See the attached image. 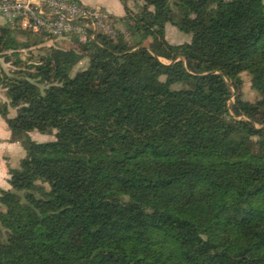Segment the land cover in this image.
Returning a JSON list of instances; mask_svg holds the SVG:
<instances>
[{
	"label": "trees",
	"instance_id": "trees-1",
	"mask_svg": "<svg viewBox=\"0 0 264 264\" xmlns=\"http://www.w3.org/2000/svg\"><path fill=\"white\" fill-rule=\"evenodd\" d=\"M119 1L133 46L98 34L82 68L55 45L0 64L24 147L0 188V264H264V0ZM10 37L0 26L4 61ZM243 71L260 100L240 97Z\"/></svg>",
	"mask_w": 264,
	"mask_h": 264
},
{
	"label": "built area",
	"instance_id": "built-area-1",
	"mask_svg": "<svg viewBox=\"0 0 264 264\" xmlns=\"http://www.w3.org/2000/svg\"><path fill=\"white\" fill-rule=\"evenodd\" d=\"M0 16L32 35L80 44L97 42L98 34L111 31L108 11L78 0H0Z\"/></svg>",
	"mask_w": 264,
	"mask_h": 264
},
{
	"label": "rangeland",
	"instance_id": "rangeland-1",
	"mask_svg": "<svg viewBox=\"0 0 264 264\" xmlns=\"http://www.w3.org/2000/svg\"><path fill=\"white\" fill-rule=\"evenodd\" d=\"M79 1V0H78ZM118 1V0H117ZM142 4L141 0H128L127 1V6L132 10V11H138L140 8V5ZM106 11L109 12L105 6H102ZM110 35L106 36L109 38H115L118 35H121L124 40L131 46H133L137 40V37L135 35H132L128 29L125 27L124 23L120 20V17L112 15L110 12ZM2 25H7L11 28V37L8 40V43L12 46V48L15 49V55L13 56L12 49L6 51L5 55L7 58H9V61H4L2 57H0V64L3 67L5 71L12 70L14 68V65H12L11 61H14L15 58L20 60V66L24 69H27V66L30 65L31 63H34L38 60V57L43 54L46 50V48L50 45H55L59 46L62 48H72L75 49L79 52H82L84 55L83 58L76 64L75 68H82L84 67L88 60H89V54L92 51V49L85 50L83 47L86 44H80L77 43L73 38H60V39H54L50 37H45V36H39V35H32L28 33L27 31L21 29L15 24H11L9 22H6V24H0ZM164 35V38L172 44L176 43H182V42H187L190 40V34L183 33L177 29L174 25H171L170 23H166L164 25L163 30L161 31ZM144 43H147V41H144ZM24 44H27L28 46H23ZM13 49V50H14ZM163 62H168L166 59L159 58ZM123 65L127 64V60L124 58L122 61ZM238 86V92L240 94V97L243 100H247L250 102H255L258 101L262 98V94L255 90L254 87L251 84L250 81V75L246 72L243 71L239 74V80L237 82ZM231 91L234 92L235 89L231 87ZM3 97L2 91L0 90V97ZM234 100V94L230 96L229 102H233ZM7 116H13L15 114V109L14 108H9L7 111ZM242 116H236L232 117L233 119L231 120L232 124H235L234 119H239ZM38 136H33L32 138H28L29 140L36 141V142H44V141H53L55 140L53 132L51 133H41L37 130H33ZM19 142V141H18ZM21 144V142H20ZM22 152H24V147L21 144ZM20 162V161H19ZM19 166V164L17 165ZM38 184L41 185L43 189H48L47 184L38 182ZM6 237V231L4 228L0 226V241H3Z\"/></svg>",
	"mask_w": 264,
	"mask_h": 264
},
{
	"label": "crops",
	"instance_id": "crops-1",
	"mask_svg": "<svg viewBox=\"0 0 264 264\" xmlns=\"http://www.w3.org/2000/svg\"><path fill=\"white\" fill-rule=\"evenodd\" d=\"M86 5H101L105 6L109 12L117 17H121L124 14V7L118 0H79ZM6 20L0 16V24H6ZM11 132L0 115V188L8 189L10 187L8 183L9 174L7 167H18L21 157L22 148L18 141H10ZM38 136L36 132L29 131L26 133L27 138Z\"/></svg>",
	"mask_w": 264,
	"mask_h": 264
}]
</instances>
